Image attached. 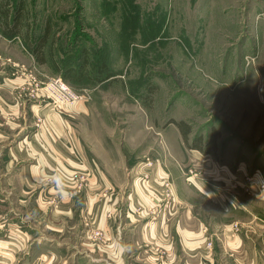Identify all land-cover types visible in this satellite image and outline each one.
Listing matches in <instances>:
<instances>
[{
  "label": "rangeland",
  "instance_id": "obj_1",
  "mask_svg": "<svg viewBox=\"0 0 264 264\" xmlns=\"http://www.w3.org/2000/svg\"><path fill=\"white\" fill-rule=\"evenodd\" d=\"M263 3L0 0V197L5 192L3 156L15 157L13 145L21 150V131L16 132L27 118L32 132L60 136L96 173L121 166L138 150L168 149V142L181 151L178 162L172 161L182 177L220 186L236 205L242 206V195L251 197L254 211L260 207L264 212L254 199L259 193L245 192L243 181L233 180L249 176L251 182L264 183L259 81L264 62L257 60L264 46L259 47L254 27L264 16ZM52 78L76 92L87 91L89 98L54 109L39 89ZM177 121L187 127V141ZM11 167L9 173L17 170ZM171 197L169 189L162 191L163 206ZM10 205H0V219L21 209ZM7 208H12L9 215H3ZM79 222L81 230V217ZM15 226L0 233V264H80L76 258L81 255L74 251L64 262L67 249L37 259L40 247L30 238L27 245L6 249V240L15 241L9 237L24 228ZM57 237L59 245L69 241ZM155 251L163 253L159 247Z\"/></svg>",
  "mask_w": 264,
  "mask_h": 264
},
{
  "label": "crops",
  "instance_id": "obj_2",
  "mask_svg": "<svg viewBox=\"0 0 264 264\" xmlns=\"http://www.w3.org/2000/svg\"><path fill=\"white\" fill-rule=\"evenodd\" d=\"M254 27L263 47L264 16ZM260 52L257 60L263 63L264 50ZM259 77L264 94V72ZM20 121L16 133L21 131V150L15 151L13 145L12 159L9 152L3 154L5 192L0 205L18 204L21 209L7 216L8 220L0 219V233L9 226L22 224L24 228L9 237L15 241L6 240V249L27 245L30 238L40 247L37 259L45 252L53 255L67 249L64 262H70L74 251L81 255L76 258L80 264H264L261 208L254 211L251 197L242 195V206L236 205L220 186L193 175L190 181L182 177L172 161L178 162L181 151L168 142V149L138 150L117 169L96 173L60 136L54 138L45 129L48 135L41 137L32 132L31 119ZM11 165H17L13 173H9ZM226 172H230L227 167ZM80 186L82 190L75 191ZM168 189L172 197L166 207L160 194ZM254 199L264 207L263 193ZM57 236L69 241L59 245ZM207 240L211 248L206 247Z\"/></svg>",
  "mask_w": 264,
  "mask_h": 264
},
{
  "label": "built area",
  "instance_id": "obj_3",
  "mask_svg": "<svg viewBox=\"0 0 264 264\" xmlns=\"http://www.w3.org/2000/svg\"><path fill=\"white\" fill-rule=\"evenodd\" d=\"M39 89L41 91V94H44L47 97V99L50 101L51 106L54 109H59L65 105H76L77 103H80L83 100L89 98V94L87 91L84 90L83 92H76L72 90L61 78L49 79V81H47L45 85L43 87H40ZM233 180L234 181L242 180L243 183L241 188L245 192H251V193L264 192V183L251 182L253 180L249 176H244V177L238 176V178L237 176H235ZM231 187L236 188L237 184L231 183ZM94 234L98 235L99 232L95 231ZM206 247L207 248L212 247L210 241L206 242Z\"/></svg>",
  "mask_w": 264,
  "mask_h": 264
},
{
  "label": "trees",
  "instance_id": "obj_4",
  "mask_svg": "<svg viewBox=\"0 0 264 264\" xmlns=\"http://www.w3.org/2000/svg\"><path fill=\"white\" fill-rule=\"evenodd\" d=\"M15 16H16V15H14V17H15ZM14 22H15V21H14ZM175 124L177 125L178 129L180 130V133L182 134V138H183V140H184V141H187V135H188L189 131H188L186 125L183 124V121H177V122H175ZM211 142H212V139H211V140H208V141H207V144H211ZM190 146H192L193 148H200V147H198L197 145H195V143H193V144L190 145ZM205 151H208V150L205 149Z\"/></svg>",
  "mask_w": 264,
  "mask_h": 264
}]
</instances>
